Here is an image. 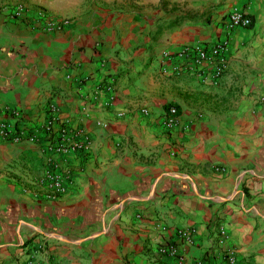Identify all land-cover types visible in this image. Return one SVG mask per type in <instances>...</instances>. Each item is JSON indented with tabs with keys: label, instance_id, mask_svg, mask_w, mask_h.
Wrapping results in <instances>:
<instances>
[{
	"label": "crops",
	"instance_id": "obj_1",
	"mask_svg": "<svg viewBox=\"0 0 264 264\" xmlns=\"http://www.w3.org/2000/svg\"><path fill=\"white\" fill-rule=\"evenodd\" d=\"M232 7L252 26L228 28ZM219 40V77L181 52ZM262 98L264 0H0V121L40 128L52 104L54 128L89 139L48 154L0 136V264H177L158 253L166 241L181 264H229L228 249L235 264H264ZM170 104L179 123L167 129ZM49 162L70 170L56 197L34 183Z\"/></svg>",
	"mask_w": 264,
	"mask_h": 264
},
{
	"label": "built area",
	"instance_id": "obj_2",
	"mask_svg": "<svg viewBox=\"0 0 264 264\" xmlns=\"http://www.w3.org/2000/svg\"><path fill=\"white\" fill-rule=\"evenodd\" d=\"M26 11V7L23 3H18L11 10V15L14 18L21 17L22 13ZM39 16L43 15L40 11ZM252 20L250 16L238 7H232L227 14V27H249ZM70 23V19L64 18L57 21L47 20L45 27L48 30H60ZM182 53H193L196 62L207 61L214 65V76L219 77L226 70L228 66L227 59V40H219L211 44L210 46H201L196 44L195 46H186L181 50ZM105 89L109 92L114 91V87L111 83L105 86ZM264 99V98H262ZM142 112L148 113L147 108H143ZM13 117H18L17 111H12ZM57 121L55 108L52 104L48 107V114L45 123L40 128L29 129H15L7 121H0V136L10 142H20L27 140L37 144L40 148L48 153L66 154L71 151L85 150L88 147L89 139L85 136L83 139L77 137L78 132L71 129L64 124L58 128H54V123ZM179 123V115L177 108L174 105H170L162 119V125L170 129ZM70 170L57 164L56 162H49L45 175L43 178L34 181L36 185L44 187L48 190V196L56 197L65 192L70 182ZM176 235L179 239L186 242L192 240V230L190 228H179L176 230ZM226 238V230L223 227L219 228V242L223 243ZM37 247L42 248V244L38 243ZM235 249H228L226 251V259L229 264H235ZM158 253L161 255H170L175 258L177 264H181L183 256L178 252L176 243L172 241H166L159 245ZM37 264H40L37 262Z\"/></svg>",
	"mask_w": 264,
	"mask_h": 264
},
{
	"label": "trees",
	"instance_id": "obj_3",
	"mask_svg": "<svg viewBox=\"0 0 264 264\" xmlns=\"http://www.w3.org/2000/svg\"><path fill=\"white\" fill-rule=\"evenodd\" d=\"M250 18H251V16H250ZM251 20H252V22H251V24H250L249 27H251L252 24H253V19L251 18ZM101 85H102V86H105L106 84H105V83H102ZM170 105H174V104H170ZM170 105H168V107H169ZM174 106H176V105H174ZM168 107H167V108H168ZM167 108H166V109H167ZM176 108H177V106H176ZM177 113H178V108H177Z\"/></svg>",
	"mask_w": 264,
	"mask_h": 264
}]
</instances>
